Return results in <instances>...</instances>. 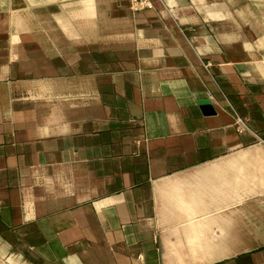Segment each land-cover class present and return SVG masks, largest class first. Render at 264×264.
<instances>
[{"label":"crops","instance_id":"0c3cea01","mask_svg":"<svg viewBox=\"0 0 264 264\" xmlns=\"http://www.w3.org/2000/svg\"><path fill=\"white\" fill-rule=\"evenodd\" d=\"M151 1L0 0V264H264L260 0Z\"/></svg>","mask_w":264,"mask_h":264},{"label":"built area","instance_id":"2783aa9c","mask_svg":"<svg viewBox=\"0 0 264 264\" xmlns=\"http://www.w3.org/2000/svg\"><path fill=\"white\" fill-rule=\"evenodd\" d=\"M130 3V9L134 12L146 10V8L152 7V1L151 0H129ZM206 66L210 65V63H206ZM233 113H234V123L235 127L238 132H242L245 129H248L246 119L241 116L237 110H235L232 107Z\"/></svg>","mask_w":264,"mask_h":264},{"label":"water","instance_id":"95a60500","mask_svg":"<svg viewBox=\"0 0 264 264\" xmlns=\"http://www.w3.org/2000/svg\"><path fill=\"white\" fill-rule=\"evenodd\" d=\"M199 103L201 104V108L203 109V111L205 112H211L210 110V102L208 99H201L199 101Z\"/></svg>","mask_w":264,"mask_h":264},{"label":"rangeland","instance_id":"374dc122","mask_svg":"<svg viewBox=\"0 0 264 264\" xmlns=\"http://www.w3.org/2000/svg\"><path fill=\"white\" fill-rule=\"evenodd\" d=\"M257 4H259V5H258L259 8L261 9V7H262V11H264V0H260V1H258ZM260 9H258V10H260Z\"/></svg>","mask_w":264,"mask_h":264}]
</instances>
